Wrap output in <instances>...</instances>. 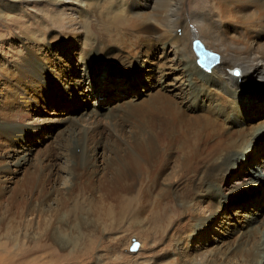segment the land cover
Wrapping results in <instances>:
<instances>
[{"label": "rangeland", "instance_id": "obj_1", "mask_svg": "<svg viewBox=\"0 0 264 264\" xmlns=\"http://www.w3.org/2000/svg\"><path fill=\"white\" fill-rule=\"evenodd\" d=\"M12 1L0 0V14L6 16L3 21L9 24V31H4L5 38L0 44V123L7 125L12 122L14 113L23 112L29 107L42 109L41 117L44 121L38 119L42 124L36 131L27 129L21 132L16 127L17 124L9 129L4 126L3 131L0 126V264H236L238 260L243 259V254H232L228 255L227 262L211 254L221 250L228 251L227 246L236 242L237 234L234 231L241 230L243 220L255 213L256 209L250 203L256 195L255 187L236 197L224 210L219 223L200 228L194 234L189 226L193 223L192 214L184 213L173 217L169 225L156 230L149 223V212L136 205L135 199L128 205L127 196L129 200L130 196H134L133 192L117 190L120 187L118 175L115 174L119 168L118 164L122 168L133 170V164L127 157L129 154H116L117 149L124 152L129 147L127 150L136 152L131 145L126 147L127 143L129 145L127 139L130 132H133L130 128L138 123V115L149 117V113L144 112L146 110L143 111L145 114L125 113L119 105L128 98H132L133 102L151 101L157 92L165 94L166 88L173 85L178 86L177 90L173 89L167 94L180 103L181 94V98L186 95L187 81L180 64L177 67L180 61L178 53L169 46L166 47V43L165 50L161 51V48L157 47L156 54H151L153 62H140V68H105L103 65H96L90 57L85 59L86 45L82 34L71 44L70 40H67L69 34L64 29V22L52 25L51 20L59 17L55 2ZM44 14L49 15L51 20L43 19ZM16 20L22 21L25 28L27 25H33V22H38L42 29H32L31 37L30 34L27 37L19 34L18 29H13H16ZM60 26H63V29L59 28ZM176 29L180 33L181 29ZM1 30L3 28L0 27ZM35 44L42 47L38 48ZM188 47L194 58L191 43ZM31 49L36 51L37 62L45 68L47 74L54 73L56 69L70 74L64 79L56 78L53 87L56 92L54 97L49 94V97H52L50 101L45 93L40 94L41 88L38 93L35 92L37 87H34V82L24 90L25 80L22 82L23 78L16 75V67L20 65L19 59L25 55V51ZM111 50H115L114 46ZM121 51L124 56L127 55L125 49ZM213 52L220 56L218 52ZM112 67H117L116 63H113ZM152 67L154 70L150 71ZM202 69L211 72L210 67ZM236 69L239 70L236 67L231 74L239 77L240 71L239 74H234ZM43 72H40V75L45 77L46 72ZM12 75L17 77L18 84L15 87L17 90L21 89L22 93L20 101L14 103L15 105L11 104V93L15 91L10 78ZM169 82L170 85L167 86ZM248 100L256 104L253 109L249 105L244 108L243 116L248 123L264 120V109L259 107L261 102H264V91L252 92ZM85 105V109H93L104 117L111 113L118 115L120 125L124 128L122 137L111 135L101 125L99 128L106 132V138L103 139L102 136L100 140L94 132L93 138L89 133L86 135L82 129L76 132L84 134L83 137H78L84 146L78 151L72 134L70 131H67V134L64 130L68 124L74 126L85 120L81 117ZM191 105L189 101H184L181 108L185 114L199 116L207 109L209 103L199 99L196 105ZM30 114L33 112L30 111ZM56 119L64 120L58 122ZM104 122V118L100 120V123ZM51 124L55 126L50 127ZM131 136L135 140L138 138ZM122 139H126L127 143ZM172 146L175 147V144ZM82 150L88 152L96 163L89 171L82 167V157L78 154ZM78 158L81 160L77 163ZM252 158L253 153L249 149L239 165V170H244ZM16 160L21 162L19 166L14 164ZM169 171L170 169L162 175L158 189L148 200L149 204L153 202V196L166 187ZM256 173L258 175V172ZM113 187L116 191L111 192ZM261 187L264 190V185ZM240 198L245 202L242 207L236 203ZM123 200L128 206L121 212L119 206L124 203ZM262 201L264 202V199ZM262 201L259 203L261 215L256 223H259L264 215ZM75 202L81 204L80 209H76L78 213L75 210ZM112 208L115 209L113 213ZM226 230H232L231 235L228 236ZM243 250L246 254L249 252L246 246Z\"/></svg>", "mask_w": 264, "mask_h": 264}, {"label": "bare ground", "instance_id": "obj_2", "mask_svg": "<svg viewBox=\"0 0 264 264\" xmlns=\"http://www.w3.org/2000/svg\"><path fill=\"white\" fill-rule=\"evenodd\" d=\"M18 1L41 0H13L12 2ZM48 1L57 4L59 17L51 20L49 15L44 14L42 18L51 20L52 25L64 22L66 25L64 29L69 34L67 40H70L71 44L78 35L82 34L86 45L85 59H94L96 65H103L113 70L135 69L136 66L140 68V62H153L154 58L151 54H156L157 47H160L161 51L165 50L166 43H168L166 47L169 46L178 53L177 57L181 62H178L177 67L180 64L187 81L186 95L181 98L183 96L181 94L180 103L167 94L178 88L176 85L166 88L165 94L157 92L151 101L133 102L132 98H128L125 102H118L121 103L119 107L125 113H143L144 110L149 113L147 118L138 115L136 126L131 127L129 124L130 130L133 131L130 135L138 136L136 138L138 141L133 136L131 138L129 134V138L126 137L129 145L126 139H122L127 143L126 147L131 145L130 147L135 148L136 152L127 150L129 149L127 147L124 152L117 149L116 153L129 154L127 157L133 164L131 171L118 164L119 168L115 173L118 175L117 181L120 185L117 190L122 192L131 190L135 196H132L134 198L130 196L129 200L127 196L128 205L133 199L140 203V205L135 204L149 212V223L156 230L169 225L173 217L184 213L192 214L193 223L189 226L194 234L200 228L219 223L226 207L231 205L243 191L255 187L256 195L250 202L256 209L255 213L243 220L241 230L234 231L237 234V240L234 244L227 246L228 251L221 250L212 253L211 256L217 255L218 258L228 262V255L243 254L244 258L238 260L236 264H264V215L260 222L256 223L258 216L261 215L259 203L264 199V190L261 187L264 185V120L248 123L243 116L246 105H249L251 109L256 107V104L248 100L250 94L258 90L264 91V0ZM3 17L6 16L0 14V27L3 28L0 31V44L5 38L4 31L6 33L7 30L9 31V24L3 21ZM14 23L16 29H13H18L20 32L17 34L27 37L29 34L31 37L32 29L38 31L42 29L38 22L27 25V28L22 21L16 20ZM177 27L181 29L180 33L177 32ZM59 28L63 29V26ZM192 40H198L199 49L193 47ZM189 43L195 54H193L194 58L188 47ZM35 45L38 48L42 47L40 44ZM113 46L115 50H111ZM123 49L127 51L126 56L121 51ZM208 49L220 54V56L217 54V61L209 66L210 73L204 71L200 64L210 51ZM35 50L38 51L37 48ZM36 54L33 49L25 51V55L19 59L20 65L16 67V75L23 78L22 82L25 80L24 90L26 86L30 87L34 82V87H37L34 89L35 92L38 93L41 88L40 94L45 93L50 101L56 92L53 88L56 78L64 79L70 74L62 69H56L54 73L47 74L45 68L37 62ZM113 63H116L117 67H112ZM236 67L239 70H235V75L240 71L239 77L231 74ZM37 68H39L38 71ZM150 69L153 71L154 67ZM41 70L44 71L43 73L46 72L45 77L40 75ZM10 78L15 89L11 93L13 105L20 101L22 93L21 89L17 90L15 87L18 84L17 77L12 75ZM168 85L170 82L167 83ZM52 90L53 92H48ZM49 94L52 97H49ZM199 99L209 103L207 109L199 116L185 114L181 108L184 101H189L192 103L191 106H194ZM86 106L81 113V117L85 120L74 126L68 124L64 130L66 133L70 131L78 151L83 146V142L78 137L81 138L84 134L76 132L82 129L86 135L89 133L93 138L94 132L96 137L99 136L98 140L102 136L103 139L106 138V132L103 129H107L111 135L122 137L124 128L120 125L118 115L111 113L104 117L93 109H85ZM259 107L263 110L264 102H261ZM30 111L33 114H30ZM42 112V109L29 107L28 110L14 113L12 122L7 125L1 122L0 126L3 131H5L4 126L9 129L16 124L21 132L27 129L36 131L41 127L40 120L44 121L41 117ZM115 117L118 119L116 120ZM103 118L106 121L104 124L100 123ZM49 121L55 122V120ZM100 125L103 129L99 128ZM53 126L55 124L50 125V127ZM98 140L97 142L100 143ZM172 144H175V147ZM58 146L60 147V144ZM249 149L253 153V158L244 170H239V165ZM78 154L82 157V167L86 170L89 171L90 167L95 166L96 163L92 161L93 157L88 152L82 150ZM79 159L74 160L78 163ZM14 164L19 166L21 162L16 160ZM168 169L170 171L167 172L169 179H167L166 187L161 188V191L153 196V202L149 204V198L158 189L160 179ZM150 183H152L151 186ZM110 191L116 190L113 187ZM114 194L116 195V192ZM119 194L123 196L120 192ZM124 196L126 197L125 194ZM127 203L125 201L121 203L122 205L119 206L121 212L127 208ZM236 203L242 207L245 202L243 203V198H240ZM79 205L81 204L75 206V210L80 209ZM114 210L112 208L111 212L113 213ZM226 231L228 236L231 235L232 230ZM244 246L249 249L247 254L243 250Z\"/></svg>", "mask_w": 264, "mask_h": 264}, {"label": "water", "instance_id": "obj_3", "mask_svg": "<svg viewBox=\"0 0 264 264\" xmlns=\"http://www.w3.org/2000/svg\"><path fill=\"white\" fill-rule=\"evenodd\" d=\"M198 40H194L193 41V47L196 49H199V42ZM201 51V49L199 50V52ZM217 61V54L215 52H211L208 51V53L206 54V56L204 57V59L201 60L200 64L201 66H203L205 69H208L209 66H211V64L213 62ZM234 73H236V71L234 70Z\"/></svg>", "mask_w": 264, "mask_h": 264}, {"label": "snow or ice", "instance_id": "obj_4", "mask_svg": "<svg viewBox=\"0 0 264 264\" xmlns=\"http://www.w3.org/2000/svg\"><path fill=\"white\" fill-rule=\"evenodd\" d=\"M198 43V42H197Z\"/></svg>", "mask_w": 264, "mask_h": 264}]
</instances>
